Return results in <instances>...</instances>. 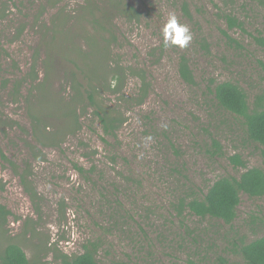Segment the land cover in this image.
<instances>
[{
	"label": "rangeland",
	"instance_id": "rangeland-1",
	"mask_svg": "<svg viewBox=\"0 0 264 264\" xmlns=\"http://www.w3.org/2000/svg\"><path fill=\"white\" fill-rule=\"evenodd\" d=\"M124 2L138 20L120 18L107 0L0 1V204L10 212L0 226V254L14 242L30 264H60L53 244L71 256L92 239L100 243L99 264H220L219 257L243 264L235 255L239 242L264 236V196L242 194L231 224L187 209L178 215L176 206L221 177L263 168L262 147L217 106L212 91L232 82L250 104L264 94V5ZM170 13L190 28L185 48L163 43ZM227 16L240 26L228 28ZM107 17L115 38L111 58L143 69L149 83L142 106L120 108L126 121L115 138L103 134L90 108L75 123L65 104L70 72L90 63L89 38L99 30L94 20ZM182 55L193 85L179 76ZM138 87L129 78L124 92ZM211 138L221 145L220 156L211 153ZM234 155L244 166L230 161Z\"/></svg>",
	"mask_w": 264,
	"mask_h": 264
},
{
	"label": "trees",
	"instance_id": "trees-1",
	"mask_svg": "<svg viewBox=\"0 0 264 264\" xmlns=\"http://www.w3.org/2000/svg\"><path fill=\"white\" fill-rule=\"evenodd\" d=\"M6 1V0H0ZM89 3L92 0H86ZM109 5L115 9L120 18L127 20H138V12L133 6L125 3L124 0H107ZM264 5V0H259ZM183 12L189 16L187 6H182ZM102 14H108L103 11ZM108 17L104 22L94 20L99 25L97 37L89 38L90 48L87 55L90 63L83 67L76 66V71L69 74L71 81L72 95L69 102L65 103L70 116L75 123L86 114L87 108L95 116L101 126L103 134L108 138H115L116 133L126 121L121 111L123 106H142L149 94V83L146 73L141 68L118 64L113 58L111 47L115 38L109 31ZM228 28L239 27L236 20L231 16L226 17ZM98 21V22H97ZM99 23V24H98ZM227 36L226 32H223ZM108 35L110 36L108 38ZM264 44V39H261ZM263 71L264 64L260 63ZM178 73L180 78L189 85L194 84V76L190 69L187 58L182 55L179 58ZM81 74V78H78ZM129 78L137 79L139 87L136 93L127 95L124 86ZM81 81H80V80ZM85 82V83H82ZM213 98L217 106L223 111L238 119L243 127L247 139L262 147L261 158L263 168H251L240 174L238 178L226 176L213 182L205 194L201 196L188 197V200L181 198L176 206L178 215L182 210L187 209L189 213L199 218H212L222 221L224 224H231L237 215V207L240 203V196L246 194L251 198L264 196V94L255 97L254 102H248L245 91L232 82H221L214 86ZM113 96L115 103L109 105L103 96ZM67 109V110H68ZM81 109V110H80ZM79 112V114H78ZM76 126H78L76 124ZM211 151L215 156L221 155V145L214 138L210 139ZM230 161L237 166H244L238 155L230 158ZM26 187V184L23 183ZM29 195L37 200L34 190L26 187ZM10 212L0 204V226L5 222ZM51 248V247H50ZM100 248L99 240H86L82 244V253L67 255L60 253L53 244V253L60 264H99L96 256ZM235 255H239L243 264H264V236L249 243L240 241ZM220 264H227V260L219 257ZM0 264H30L24 251L14 242L8 243L0 254ZM192 264V261H188Z\"/></svg>",
	"mask_w": 264,
	"mask_h": 264
},
{
	"label": "clouds",
	"instance_id": "clouds-1",
	"mask_svg": "<svg viewBox=\"0 0 264 264\" xmlns=\"http://www.w3.org/2000/svg\"><path fill=\"white\" fill-rule=\"evenodd\" d=\"M162 40L164 45L185 48L192 40L190 28L181 24L174 13L168 15L162 28Z\"/></svg>",
	"mask_w": 264,
	"mask_h": 264
}]
</instances>
